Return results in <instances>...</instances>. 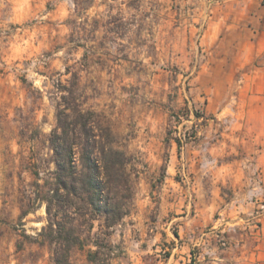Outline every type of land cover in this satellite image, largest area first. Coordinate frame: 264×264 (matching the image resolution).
<instances>
[{
	"label": "rangeland",
	"instance_id": "1",
	"mask_svg": "<svg viewBox=\"0 0 264 264\" xmlns=\"http://www.w3.org/2000/svg\"><path fill=\"white\" fill-rule=\"evenodd\" d=\"M78 106L131 159L112 264L264 254V0H0V264H54L51 135Z\"/></svg>",
	"mask_w": 264,
	"mask_h": 264
},
{
	"label": "trees",
	"instance_id": "2",
	"mask_svg": "<svg viewBox=\"0 0 264 264\" xmlns=\"http://www.w3.org/2000/svg\"><path fill=\"white\" fill-rule=\"evenodd\" d=\"M68 109L71 113H59L51 135L56 169L46 183L48 225L41 236L49 238L54 264H73L75 249L84 251L90 264H112L117 246L109 240L110 230L131 212V159L115 146L109 128L99 132L95 113ZM98 218L100 230L94 233Z\"/></svg>",
	"mask_w": 264,
	"mask_h": 264
},
{
	"label": "crops",
	"instance_id": "3",
	"mask_svg": "<svg viewBox=\"0 0 264 264\" xmlns=\"http://www.w3.org/2000/svg\"><path fill=\"white\" fill-rule=\"evenodd\" d=\"M264 230V229H263ZM262 247H264V241L262 243ZM254 263L253 264H264V254L262 255L260 253L259 257L256 258V260H253Z\"/></svg>",
	"mask_w": 264,
	"mask_h": 264
}]
</instances>
